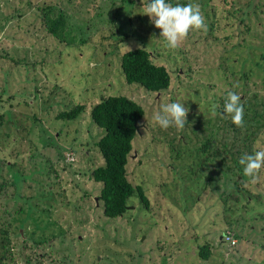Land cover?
Instances as JSON below:
<instances>
[{
  "label": "rangeland",
  "instance_id": "obj_1",
  "mask_svg": "<svg viewBox=\"0 0 264 264\" xmlns=\"http://www.w3.org/2000/svg\"><path fill=\"white\" fill-rule=\"evenodd\" d=\"M144 1L0 0V264H264V168L251 178L239 163L264 150V0H167L198 4L207 26L176 49ZM45 10L62 16L60 39ZM136 46L166 67L165 89L124 80L120 54ZM228 92L242 127L224 113ZM113 93L143 107L125 168L148 205L135 194L109 217L90 177L102 129L89 107ZM175 102L188 123L163 130L154 114Z\"/></svg>",
  "mask_w": 264,
  "mask_h": 264
},
{
  "label": "trees",
  "instance_id": "obj_2",
  "mask_svg": "<svg viewBox=\"0 0 264 264\" xmlns=\"http://www.w3.org/2000/svg\"><path fill=\"white\" fill-rule=\"evenodd\" d=\"M144 2L147 5L150 0ZM48 12L45 10L42 16L47 31L60 39L64 20L60 14L49 16ZM131 49V52L128 49L122 51L119 57L124 80L136 82L150 91L165 89L170 82L166 67L152 61L150 51L146 48L136 46ZM83 108L84 104L77 103L66 110H60L56 117L75 118ZM142 115V105L121 93L99 96L89 107L91 120L102 129L95 141L102 162L90 169V177L100 182L98 198L106 216L113 217L126 211L128 199L135 194L142 206L148 205L144 189L128 181L125 168L137 121ZM206 146L203 145L202 149ZM207 247L206 243L199 246V257L208 256Z\"/></svg>",
  "mask_w": 264,
  "mask_h": 264
},
{
  "label": "clouds",
  "instance_id": "obj_3",
  "mask_svg": "<svg viewBox=\"0 0 264 264\" xmlns=\"http://www.w3.org/2000/svg\"><path fill=\"white\" fill-rule=\"evenodd\" d=\"M144 15L149 17L157 29H160V37L171 49H176L192 30H206L204 16L198 4L173 6L167 0H150ZM131 52V48L127 47ZM215 107V106H214ZM189 108L184 104L175 102L162 105L161 111L154 114L153 119L163 129L175 127L177 130L184 128L188 123ZM224 113L231 117V121L237 127L244 123V108L241 97L235 92H228L224 103ZM243 166L245 176L255 178L264 168V150L254 154L245 155L239 161Z\"/></svg>",
  "mask_w": 264,
  "mask_h": 264
},
{
  "label": "built area",
  "instance_id": "obj_4",
  "mask_svg": "<svg viewBox=\"0 0 264 264\" xmlns=\"http://www.w3.org/2000/svg\"><path fill=\"white\" fill-rule=\"evenodd\" d=\"M223 241L226 242L227 245H232L235 243V238L233 234H231L229 231H223Z\"/></svg>",
  "mask_w": 264,
  "mask_h": 264
}]
</instances>
